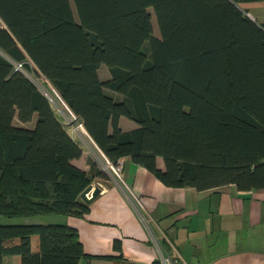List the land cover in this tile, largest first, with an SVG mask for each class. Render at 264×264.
Returning a JSON list of instances; mask_svg holds the SVG:
<instances>
[{
  "label": "trees",
  "instance_id": "1",
  "mask_svg": "<svg viewBox=\"0 0 264 264\" xmlns=\"http://www.w3.org/2000/svg\"><path fill=\"white\" fill-rule=\"evenodd\" d=\"M260 1L0 0V214L83 216L81 192L103 177L72 162L82 147L14 61L50 80L113 163L129 156L171 187L264 188V23L246 14ZM6 255L87 256L66 223L0 224V264Z\"/></svg>",
  "mask_w": 264,
  "mask_h": 264
},
{
  "label": "crops",
  "instance_id": "2",
  "mask_svg": "<svg viewBox=\"0 0 264 264\" xmlns=\"http://www.w3.org/2000/svg\"><path fill=\"white\" fill-rule=\"evenodd\" d=\"M246 8L252 13L257 9L263 20L254 13L255 20L264 23V1ZM120 126L130 130L137 124L122 116ZM122 160L121 173H110L105 182L94 173L92 183L102 191L90 202L88 213L45 214L53 216L41 215L48 218L34 222L77 228L87 254L78 264H161L167 252L177 255L181 264H264V188L241 190L234 183L205 190L171 187L131 157ZM72 162L91 170L85 150ZM158 166L165 168L162 156ZM3 264H21V257L6 255Z\"/></svg>",
  "mask_w": 264,
  "mask_h": 264
},
{
  "label": "rangeland",
  "instance_id": "3",
  "mask_svg": "<svg viewBox=\"0 0 264 264\" xmlns=\"http://www.w3.org/2000/svg\"><path fill=\"white\" fill-rule=\"evenodd\" d=\"M153 12V24H154V31L155 34L160 35V30L158 27V23L154 14L153 9H150ZM257 9H252L256 15L259 16V21L261 22L262 15L259 14V12L256 11ZM247 11V10H245ZM251 16L254 17V13L247 11ZM255 18V17H254ZM0 26H3V22L0 19ZM0 52L8 57L6 53L0 50ZM16 69L21 70L28 78H30L37 86L38 88L47 96L46 91L48 90L56 96L58 102H53L52 106L54 109V112L57 116V118L62 122V124L66 127V129L76 137L77 141L79 142L80 146L84 148L87 156H88V161L95 162L96 167L103 173V177L101 178L103 182L105 180L109 179V174H117L119 175L121 173V170H118L115 165H107V159L103 155L102 151L100 150L99 147L94 143L93 139L89 136L87 133L84 125H82L83 132L77 131L78 129L76 128L77 123L72 122L70 118H75L74 113L69 109L63 98L60 96L59 92L57 89L53 86V84L48 80L38 69L37 67L30 61V67H25L21 66L20 63L13 62ZM109 69L107 65H103L102 70H101V75L105 79L109 76ZM52 84V85H51ZM53 86V87H52ZM48 97V96H47ZM49 98V97H48ZM34 118L32 121L24 123L21 122L17 117L14 119V123L17 125H25V126H32L35 122ZM135 123V122H134ZM88 143V144H87ZM91 147V148H90ZM99 159H98V158ZM116 164V163H114ZM98 185V184H97ZM53 214V213H50ZM45 216H53V215H45ZM39 218H48V217H41L39 216H13L9 217L6 215H1L0 214V224H16V223H34L38 221ZM38 236L34 235L32 237V248L33 250H37L38 248ZM6 257V256H5Z\"/></svg>",
  "mask_w": 264,
  "mask_h": 264
},
{
  "label": "water",
  "instance_id": "4",
  "mask_svg": "<svg viewBox=\"0 0 264 264\" xmlns=\"http://www.w3.org/2000/svg\"><path fill=\"white\" fill-rule=\"evenodd\" d=\"M250 18L255 20L253 16L249 13H246ZM256 21V20H255ZM102 191L101 187L95 185L94 183L89 184L80 194V198L87 203H90L100 192Z\"/></svg>",
  "mask_w": 264,
  "mask_h": 264
},
{
  "label": "built area",
  "instance_id": "5",
  "mask_svg": "<svg viewBox=\"0 0 264 264\" xmlns=\"http://www.w3.org/2000/svg\"><path fill=\"white\" fill-rule=\"evenodd\" d=\"M20 65L22 66V63H20ZM108 160H107V165H111V164H113L115 166L117 165L116 168L118 170L122 169V163H123L122 158L116 164H114L113 162L108 161ZM160 263L161 264H181L178 256L174 255L172 253H169V252L162 254V256L160 258Z\"/></svg>",
  "mask_w": 264,
  "mask_h": 264
},
{
  "label": "bare ground",
  "instance_id": "6",
  "mask_svg": "<svg viewBox=\"0 0 264 264\" xmlns=\"http://www.w3.org/2000/svg\"><path fill=\"white\" fill-rule=\"evenodd\" d=\"M46 94H47V96L49 97V99L51 100V101H53V102H58L57 101V98H56V96L55 95H53L49 90H48V92L46 91ZM70 120L72 121V122H76L77 123V126H76V128L78 129L77 131H80V132H83V128H82V123H81V121H80V119L78 118V117H76L75 116V118H70ZM88 144V143H87ZM91 148V147H90ZM98 158V157H97ZM99 159V158H98Z\"/></svg>",
  "mask_w": 264,
  "mask_h": 264
}]
</instances>
